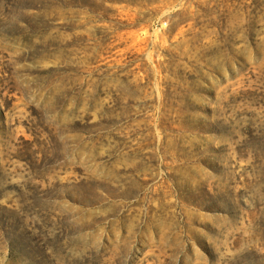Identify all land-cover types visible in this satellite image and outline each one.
I'll use <instances>...</instances> for the list:
<instances>
[{
    "label": "rangeland",
    "instance_id": "1",
    "mask_svg": "<svg viewBox=\"0 0 264 264\" xmlns=\"http://www.w3.org/2000/svg\"><path fill=\"white\" fill-rule=\"evenodd\" d=\"M0 264H264V0H0Z\"/></svg>",
    "mask_w": 264,
    "mask_h": 264
}]
</instances>
